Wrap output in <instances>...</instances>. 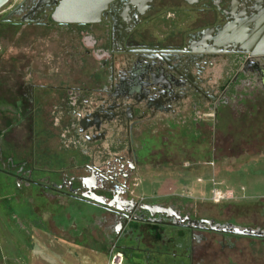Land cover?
Listing matches in <instances>:
<instances>
[{"label": "flooded vegetation", "instance_id": "af4514ba", "mask_svg": "<svg viewBox=\"0 0 264 264\" xmlns=\"http://www.w3.org/2000/svg\"><path fill=\"white\" fill-rule=\"evenodd\" d=\"M60 2L0 9L1 35L27 36L34 61L0 65V172L61 206L102 213L112 243L136 264H146L142 240L156 238L170 251L149 252L167 264H242L240 238H264L213 230L250 226L197 219L176 203L194 196L190 182L209 199H264V187L250 185L264 183V0H111L84 22L57 19ZM35 29L60 42L45 49L56 60L44 69ZM78 58L93 62L84 77L85 68L69 74ZM215 164L223 179L211 175ZM229 175L246 182L228 190ZM35 210L46 225L34 228L49 231L52 214Z\"/></svg>", "mask_w": 264, "mask_h": 264}, {"label": "rangeland", "instance_id": "374dc122", "mask_svg": "<svg viewBox=\"0 0 264 264\" xmlns=\"http://www.w3.org/2000/svg\"><path fill=\"white\" fill-rule=\"evenodd\" d=\"M7 4H9V1ZM33 31L36 32L38 37L35 43L37 51L39 50L35 57L36 62L44 69V65L47 67L51 64L52 59L56 60V57L54 55L52 57L49 56L48 51H45V49L52 50L51 48H54L59 50L60 42L57 40L55 44L50 46L48 43L49 37H43L41 29ZM13 34L6 33L1 35L0 33V65L2 67L5 66V69L8 70L13 67L25 70L27 65L34 62L30 51L32 44H30L27 36H22L15 41ZM60 41L62 42V40ZM70 42L71 40L68 39L67 44L69 45ZM81 47L83 52L86 49H90L85 45ZM68 60L69 63H73V59L70 57ZM91 63H93L91 58H85L83 65L79 59L77 65H75L76 67L69 68L71 70L69 74L71 75L72 72L77 71V74H79L80 68H85L83 73L79 74V77H84L86 76V69ZM24 72L26 71L22 73ZM0 79L2 78L0 77ZM52 143H59V137H53ZM175 153L179 154L177 157L179 160L188 157L181 155L180 151ZM217 165L215 164L212 168V174L208 171L203 173V169H201L200 177L204 176L206 178L210 174L213 175L215 172H219L221 168L219 165L217 167ZM223 169L218 173L222 179L225 176ZM243 180L244 182H241ZM245 180V178L242 179L239 176L229 175L226 180L228 190L233 187L236 188L240 184H245ZM168 183L173 184V182ZM190 183L186 184L189 189L187 191H191L190 193H193L194 196L187 199L179 197L178 203H176L182 211H189L197 219L215 218L217 222L221 223L222 220L227 221L229 217H236L235 221L242 222V226H264V199L259 198L260 200L254 204L248 200L237 199H222L217 202L214 199L207 198L210 192L208 187L204 188L198 184L192 185ZM220 185L223 184H218L217 187H220ZM250 185L259 189L264 187L262 182L258 184L255 182V184ZM220 188L225 190L224 187ZM36 190L37 188L33 186L19 188L11 177L0 172V264H105L107 250L114 239L111 231L105 225L106 222L103 220L102 213L89 208L86 209L84 206H80V209H75V205L70 200L66 206H61L57 202L45 199V196L37 195L34 193ZM24 192L32 194L25 198L27 195L25 196ZM40 207H44L46 211L52 214V220L47 225L49 226V231L46 232L41 231L39 229L41 227L34 228V222H42V224L46 225L45 220H43L44 217L38 216V212L35 210L36 208L40 210ZM63 207L66 208H64L66 216L62 210ZM240 239V249L244 248L243 251L245 253L244 257H241L242 264H248L247 262L250 261L252 254L256 255V253L254 261L257 262L258 256L260 261L258 260L254 264H264V242L250 238ZM157 240V238L156 240L149 239L148 242H143L142 240L140 247L146 249L145 254H147V257L142 259L144 263L167 264L165 261L162 262L160 257L153 256L149 252L159 248L170 251ZM214 249L217 250L218 248L215 246ZM136 252L133 256L139 257L141 254ZM221 258L220 256L214 263L221 264ZM221 261L223 262V260ZM126 264L136 263L129 256ZM237 264H240L239 258H237Z\"/></svg>", "mask_w": 264, "mask_h": 264}, {"label": "water", "instance_id": "95a60500", "mask_svg": "<svg viewBox=\"0 0 264 264\" xmlns=\"http://www.w3.org/2000/svg\"><path fill=\"white\" fill-rule=\"evenodd\" d=\"M9 0H0V9L8 3ZM111 0H61L59 7H57L54 16L57 19L65 20L67 22H84V21H95L99 18L100 11L106 7L107 3ZM170 209H164L168 212ZM176 212L174 215L168 213L169 216H177ZM209 224L213 221H205ZM213 230L220 232H232L242 236L259 237L264 238V232L261 230L253 229L250 227H231L226 226L225 228L217 229L212 227Z\"/></svg>", "mask_w": 264, "mask_h": 264}, {"label": "built area", "instance_id": "2783aa9c", "mask_svg": "<svg viewBox=\"0 0 264 264\" xmlns=\"http://www.w3.org/2000/svg\"><path fill=\"white\" fill-rule=\"evenodd\" d=\"M16 1L18 0H14V2ZM214 200L219 202L222 199L219 197V194L216 193V198H214ZM105 264H126L124 252L117 247L116 243L110 245Z\"/></svg>", "mask_w": 264, "mask_h": 264}]
</instances>
